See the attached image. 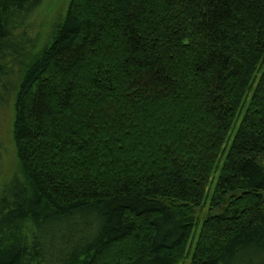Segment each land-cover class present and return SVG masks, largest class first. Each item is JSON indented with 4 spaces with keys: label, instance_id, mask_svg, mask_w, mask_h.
Wrapping results in <instances>:
<instances>
[{
    "label": "trees",
    "instance_id": "trees-1",
    "mask_svg": "<svg viewBox=\"0 0 264 264\" xmlns=\"http://www.w3.org/2000/svg\"><path fill=\"white\" fill-rule=\"evenodd\" d=\"M46 1L0 0V264H264V0Z\"/></svg>",
    "mask_w": 264,
    "mask_h": 264
},
{
    "label": "rangeland",
    "instance_id": "rangeland-1",
    "mask_svg": "<svg viewBox=\"0 0 264 264\" xmlns=\"http://www.w3.org/2000/svg\"><path fill=\"white\" fill-rule=\"evenodd\" d=\"M66 2H67V0H47L45 2V4L42 5L40 7V9L38 10V12L36 14V17H34L33 20L31 19V23H32L33 30L34 29L37 30L38 25L39 24H42L43 22L46 24V22L49 19H51L52 16L55 13H57L59 11L62 12V9H64V7L66 6ZM51 24L52 23H50V24L47 25V28L49 29V31L51 29L50 28ZM42 32L43 33H42L41 38L44 37V32L45 31H42ZM37 33L38 32H35L34 33V36H36ZM11 116H12V114L10 113V108H9L8 103L7 102H3L0 105V137L3 140V143H4V146L5 147H4V150H3V147H1L2 149L0 151V160L3 157H6V159L10 160L11 157H12V149H11L10 143L7 141L8 140V134H9V131H10ZM237 125H238V122L236 123V128H237ZM234 131H235V127L232 129V132L231 133L233 134ZM231 135H230V137L228 139L229 140L228 141L229 143H230V140H231ZM218 172H219V170L216 171L212 175L211 180H210V184H209V187H208L207 199H206V201L203 204L204 209H202V214L204 216L206 215V211L208 210L209 201H210L211 196L213 194V190H214L213 188H214V185H215V182H216L215 179L217 177ZM200 219H202V218H200Z\"/></svg>",
    "mask_w": 264,
    "mask_h": 264
}]
</instances>
